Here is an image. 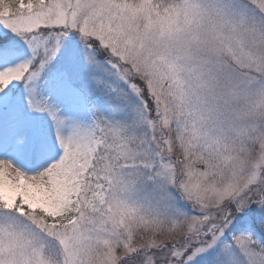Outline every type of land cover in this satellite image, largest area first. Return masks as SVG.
Wrapping results in <instances>:
<instances>
[{
    "label": "snow or ice",
    "instance_id": "6c2138e0",
    "mask_svg": "<svg viewBox=\"0 0 264 264\" xmlns=\"http://www.w3.org/2000/svg\"><path fill=\"white\" fill-rule=\"evenodd\" d=\"M0 264H264V0H0Z\"/></svg>",
    "mask_w": 264,
    "mask_h": 264
}]
</instances>
